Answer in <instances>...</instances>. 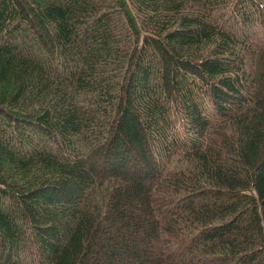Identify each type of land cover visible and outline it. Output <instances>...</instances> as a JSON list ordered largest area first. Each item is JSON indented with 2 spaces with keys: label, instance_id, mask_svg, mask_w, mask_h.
Listing matches in <instances>:
<instances>
[{
  "label": "trees",
  "instance_id": "1",
  "mask_svg": "<svg viewBox=\"0 0 264 264\" xmlns=\"http://www.w3.org/2000/svg\"><path fill=\"white\" fill-rule=\"evenodd\" d=\"M237 15L264 0H0V264H264Z\"/></svg>",
  "mask_w": 264,
  "mask_h": 264
},
{
  "label": "rangeland",
  "instance_id": "2",
  "mask_svg": "<svg viewBox=\"0 0 264 264\" xmlns=\"http://www.w3.org/2000/svg\"><path fill=\"white\" fill-rule=\"evenodd\" d=\"M242 9L247 10L246 3L243 4ZM228 10H229L228 6H226L223 9L220 8L219 12H218L219 17L225 16ZM233 10L234 9L231 8L230 11L228 12V14ZM235 19H238V21H234ZM239 19H241V17L239 15H237L235 18H231V21L227 20L225 22L227 24L226 26L231 27L234 32H237L242 38H245V39L247 38L248 41H250L252 43H258V42L263 43V41H264V24L258 23V22H254V24H252V22L254 21L253 17H251L252 22H249V21L243 22L242 20H239ZM206 48H208V46ZM209 105H210L209 102H206V106L210 108L211 106H209ZM173 127L177 131L178 128L182 127V124L180 122L176 121V124Z\"/></svg>",
  "mask_w": 264,
  "mask_h": 264
}]
</instances>
